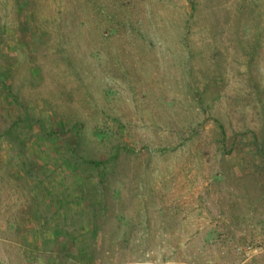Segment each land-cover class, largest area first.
Returning <instances> with one entry per match:
<instances>
[{
  "label": "rangeland",
  "instance_id": "374dc122",
  "mask_svg": "<svg viewBox=\"0 0 264 264\" xmlns=\"http://www.w3.org/2000/svg\"><path fill=\"white\" fill-rule=\"evenodd\" d=\"M0 264H264V0H0Z\"/></svg>",
  "mask_w": 264,
  "mask_h": 264
}]
</instances>
